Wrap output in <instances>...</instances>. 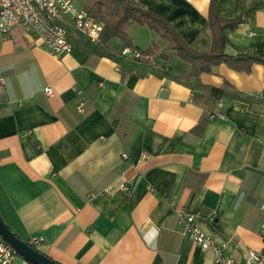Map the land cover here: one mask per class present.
<instances>
[{
	"label": "crops",
	"instance_id": "obj_1",
	"mask_svg": "<svg viewBox=\"0 0 264 264\" xmlns=\"http://www.w3.org/2000/svg\"><path fill=\"white\" fill-rule=\"evenodd\" d=\"M138 1L191 47L210 48L211 0ZM217 10L245 19L226 32L228 54L264 55V0H218ZM66 26L73 47L62 56L22 26L0 32V213L11 230L29 244L43 237L33 247L61 264H223L184 232V208L235 264L263 250L264 64L187 78L190 63L134 22L135 46L140 34L159 45L156 71L141 74Z\"/></svg>",
	"mask_w": 264,
	"mask_h": 264
},
{
	"label": "trees",
	"instance_id": "obj_2",
	"mask_svg": "<svg viewBox=\"0 0 264 264\" xmlns=\"http://www.w3.org/2000/svg\"><path fill=\"white\" fill-rule=\"evenodd\" d=\"M86 1L87 12L104 24L96 49L100 53L113 57L118 62L127 59V63L131 62L140 70L141 74L156 71L157 63L155 56L159 45L155 41H152L145 48L135 46L132 36L127 31L128 27L134 22L147 25L150 29L157 32L168 42V48L174 49L179 58L190 63L191 71L186 76L187 78L199 75L202 72H211L215 65L221 63H226L239 71H249L252 63L256 61L264 64V55H251L248 59H238L236 55L226 52V45L229 43L227 30L237 28L245 22V19L242 14L232 18L219 16L217 10L218 0L210 1L209 22L212 30V42L208 50H199L191 47L183 40L168 20L158 13L147 9L138 0ZM113 38H119L124 42L125 46H133L139 49L144 58L135 59L126 57L121 52L120 54L114 53L108 45L109 41ZM159 57L167 59L165 51L159 53ZM183 80L186 81V78ZM199 87L205 88L217 96L223 93V89L221 88L206 86L204 84H200ZM236 96L241 97L239 95Z\"/></svg>",
	"mask_w": 264,
	"mask_h": 264
},
{
	"label": "built area",
	"instance_id": "obj_3",
	"mask_svg": "<svg viewBox=\"0 0 264 264\" xmlns=\"http://www.w3.org/2000/svg\"><path fill=\"white\" fill-rule=\"evenodd\" d=\"M68 21L80 34L99 41L104 24L90 15L77 0H0V32L4 36H9L14 28L22 26L28 32L35 33L46 48L57 56H62L73 47L68 38ZM252 33L250 31V34ZM121 53L130 58H144L141 51L133 46H124ZM3 83L4 79L0 76V86ZM45 91L48 95L53 93L51 87H47ZM78 109L83 111V103L78 104ZM122 188L127 189V186L122 185ZM178 217L185 222L184 232L196 245L203 250H211L217 262L235 264L234 259L227 253V243L214 241L196 224L193 214L181 208ZM259 231L264 239V218ZM42 241L43 237L36 236L30 243L36 246ZM17 259L18 254L0 236V264H18ZM25 264L29 263L25 260ZM244 264H264V249L249 250L245 255Z\"/></svg>",
	"mask_w": 264,
	"mask_h": 264
},
{
	"label": "water",
	"instance_id": "obj_4",
	"mask_svg": "<svg viewBox=\"0 0 264 264\" xmlns=\"http://www.w3.org/2000/svg\"><path fill=\"white\" fill-rule=\"evenodd\" d=\"M251 55L249 54H238V59H248ZM0 236L7 241L15 252L22 256L28 263L31 264H61L49 256L43 254L38 249L22 240L16 235L11 228L4 221L0 213Z\"/></svg>",
	"mask_w": 264,
	"mask_h": 264
},
{
	"label": "rangeland",
	"instance_id": "obj_5",
	"mask_svg": "<svg viewBox=\"0 0 264 264\" xmlns=\"http://www.w3.org/2000/svg\"><path fill=\"white\" fill-rule=\"evenodd\" d=\"M137 42L138 43H136V44L139 45L141 48H145V46L148 45V44L144 43V38H143V35L142 34L138 35ZM144 44H146V45H144ZM18 258L20 260H22V261H25L24 258L22 256H20V255H18Z\"/></svg>",
	"mask_w": 264,
	"mask_h": 264
}]
</instances>
